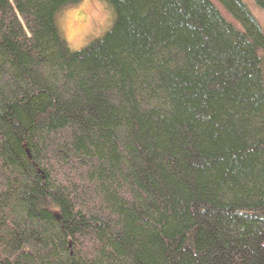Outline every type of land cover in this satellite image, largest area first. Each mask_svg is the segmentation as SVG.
<instances>
[{
	"label": "trees",
	"instance_id": "obj_1",
	"mask_svg": "<svg viewBox=\"0 0 264 264\" xmlns=\"http://www.w3.org/2000/svg\"><path fill=\"white\" fill-rule=\"evenodd\" d=\"M98 1L73 50L80 0H0V264H264L263 23Z\"/></svg>",
	"mask_w": 264,
	"mask_h": 264
},
{
	"label": "rangeland",
	"instance_id": "obj_2",
	"mask_svg": "<svg viewBox=\"0 0 264 264\" xmlns=\"http://www.w3.org/2000/svg\"><path fill=\"white\" fill-rule=\"evenodd\" d=\"M242 1L264 25V17L260 15L253 1ZM57 24L68 46L74 50L102 35L109 21L98 0H80L76 5L68 6L59 13Z\"/></svg>",
	"mask_w": 264,
	"mask_h": 264
}]
</instances>
